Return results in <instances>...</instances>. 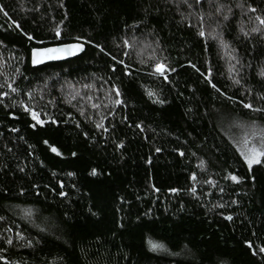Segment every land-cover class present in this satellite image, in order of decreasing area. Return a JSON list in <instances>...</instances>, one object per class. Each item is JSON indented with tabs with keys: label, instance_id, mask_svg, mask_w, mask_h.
<instances>
[{
	"label": "trees",
	"instance_id": "obj_1",
	"mask_svg": "<svg viewBox=\"0 0 264 264\" xmlns=\"http://www.w3.org/2000/svg\"><path fill=\"white\" fill-rule=\"evenodd\" d=\"M62 3L0 0V264H264V164L240 154L264 130L243 107L264 108V0ZM78 36L77 57L31 66L32 48Z\"/></svg>",
	"mask_w": 264,
	"mask_h": 264
},
{
	"label": "snow or ice",
	"instance_id": "obj_2",
	"mask_svg": "<svg viewBox=\"0 0 264 264\" xmlns=\"http://www.w3.org/2000/svg\"><path fill=\"white\" fill-rule=\"evenodd\" d=\"M183 3H188V0H182ZM195 3L199 4L200 0H195ZM63 6L62 0H61V7ZM238 7H243L242 5H237ZM188 7L191 8L192 5L188 4ZM217 12L220 11V7H217L216 9ZM228 11H231V9H228ZM252 12H256L257 9L255 8H251ZM0 12H2L5 16L8 15V13L4 10V7L0 6ZM224 19H228L227 15L224 16ZM255 22H258V26H253L250 31L252 33H264V17H262L261 15H257L255 17ZM17 27H19V24H17ZM52 31L55 32V38L57 40H59L62 37V33L61 30L59 28V26L55 27L54 29H52ZM240 31L245 35L248 36L249 32L244 31L243 27H241ZM199 36L203 37L206 35V31H205V26L203 23L200 24V28L199 31L197 33ZM209 36H216L218 38V34L209 31L207 33ZM28 39H33V36L31 34L28 35ZM81 37H75L76 41H80ZM221 43L223 44L224 47H227V44L224 43L223 40H221ZM124 46L128 47L129 42L127 40L124 41ZM84 45L77 42V43H65V44H59L56 47H43V48H32L31 50V63L32 65H39L42 64L45 60H52V59H60L62 58V55H76L78 52L83 50ZM95 47L97 49H99L101 52H104V48L101 46L100 43H96ZM157 48H159V43H157ZM234 58V57H233ZM113 60H115V57H112ZM143 62V61H141ZM120 64H123L124 61L121 60L119 61ZM191 64V62H189ZM191 66L193 68L196 67V65L191 64ZM154 67V73L158 74L160 76H163L165 80H168V76H167V72H175L176 69L174 67H171L170 65L162 62L160 59H157L156 62L153 65ZM115 67L113 66V71H115ZM231 70V69H230ZM197 71H199V69H197ZM211 71V70H209ZM17 73H20V69L17 68L16 69ZM125 74H129L127 72V69H125ZM259 75L261 77H264V70H262ZM21 79H27V77L21 76ZM205 79L207 80V82L211 85V87L213 89H215L217 92H220V89L217 88L216 84L212 83L211 79H209L207 76L205 77ZM235 84H240V80L236 79L234 80ZM8 87L11 88V90L13 92H17L19 91L18 88L13 87L12 84H8ZM88 87H90V85H88ZM33 91L34 90H29L28 92L25 93V95H28L29 97H32L33 95ZM114 91H115V95L117 97H119L121 95L120 91L118 88L114 87ZM249 92H251V90H249ZM7 93H0V96H6ZM149 95H152V93H149ZM75 97L73 96L72 99H74ZM88 99H91V97H89ZM229 99H232L231 97H229ZM260 99L264 100V96H261ZM22 106H24V111L28 112L32 119L35 121V123L32 125V127H35L36 124H40L43 125L45 123L44 120L39 119V114L34 111L30 106H26L23 104V101L20 102ZM121 100L116 99L115 100V104H120ZM159 103H164L163 100H160ZM93 108H96L97 105L96 104H92ZM243 107L246 109H252L253 111H258V112H264V108H253V106L251 104L248 103H244ZM82 111V110H81ZM52 123H56L55 120H52ZM255 123V122H253ZM137 127H140V125H136ZM77 127H79V125H77ZM97 128H101L102 124L101 123H97L96 124ZM12 131H16V129H12ZM106 131V129H105ZM258 133L256 131H253L249 136H246V138L243 140V144L245 145L243 150H240V154L241 156L244 158V162L248 165V167L251 169L254 165H262L264 164V130H262V132L259 134L260 135V145L257 146L256 144H253L251 147H248L249 142L251 140V138L253 136H257ZM45 144H48L49 141L45 140L44 141ZM121 145H118V147ZM51 151L56 153L57 155H60L58 149L56 147H51ZM157 152L161 151V149L157 148L156 149ZM73 156L76 155V153H72ZM181 155H183V153H181ZM23 169H21L22 171ZM69 175H72V173H69ZM90 175H97V171L95 168L92 169ZM195 177H193L194 179ZM230 178L232 181L235 182H239L238 181V177L236 175H230ZM35 187V185L33 186ZM158 190V189H157ZM170 191L172 192H176L178 191L177 189L173 188L170 189ZM191 191L194 192V189H192ZM60 196H65L66 193L64 191H59L58 193ZM37 195L39 196L40 193L37 192ZM236 201H233V203H235ZM94 214V213H93ZM24 216L26 218H30L32 216V210L31 209H25L24 210ZM3 217H0V220H2ZM227 219H231V216L227 217ZM8 231H11V229H8ZM17 238H22L20 233H17ZM6 243L8 244H12L13 241L11 238H8L6 240ZM149 245H150V251H158V250H163V251H167V249L164 247V245L159 244V243H155L153 241H149ZM26 246H31V241L28 242V245ZM249 247H252L251 244L248 245ZM259 251L261 253H264V247H261L259 249ZM0 259H3V257H0Z\"/></svg>",
	"mask_w": 264,
	"mask_h": 264
},
{
	"label": "water",
	"instance_id": "obj_3",
	"mask_svg": "<svg viewBox=\"0 0 264 264\" xmlns=\"http://www.w3.org/2000/svg\"><path fill=\"white\" fill-rule=\"evenodd\" d=\"M77 42L83 44L84 47H83V50L80 51V52H78L76 55H62V58H60V59L45 60L42 64L35 65V66L32 65V63H31V51H30V64H31V66L36 67V66H40V65H43V64H45V63H49V62H59V61H64V60H68V59H72V58H74V57H77L78 55H80V54L85 50V43L82 42V41L67 42V43H77ZM60 44H65V43H60ZM58 45H59V44H54V45H47V46L34 47V48L56 47V46H58ZM31 50H32V49H31Z\"/></svg>",
	"mask_w": 264,
	"mask_h": 264
},
{
	"label": "rangeland",
	"instance_id": "obj_4",
	"mask_svg": "<svg viewBox=\"0 0 264 264\" xmlns=\"http://www.w3.org/2000/svg\"><path fill=\"white\" fill-rule=\"evenodd\" d=\"M143 52V49L141 50ZM253 144H256L255 141L254 142H251L249 143L248 147H251ZM257 145V144H256ZM258 146V145H257ZM245 147V145L243 143L240 144V150H243Z\"/></svg>",
	"mask_w": 264,
	"mask_h": 264
}]
</instances>
